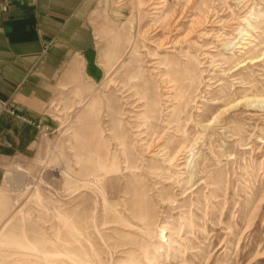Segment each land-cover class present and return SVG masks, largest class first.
Segmentation results:
<instances>
[{"label":"rangeland","instance_id":"1","mask_svg":"<svg viewBox=\"0 0 264 264\" xmlns=\"http://www.w3.org/2000/svg\"><path fill=\"white\" fill-rule=\"evenodd\" d=\"M164 2L93 7L105 77L64 89L33 156L0 170V264H24L25 237L26 264H70L72 244L91 264H264V0ZM242 29L249 50H224Z\"/></svg>","mask_w":264,"mask_h":264},{"label":"crops","instance_id":"2","mask_svg":"<svg viewBox=\"0 0 264 264\" xmlns=\"http://www.w3.org/2000/svg\"><path fill=\"white\" fill-rule=\"evenodd\" d=\"M98 1L0 0V100H11L31 122L0 118V170L33 156L42 130H52L49 110L64 89L80 78L104 79L90 19Z\"/></svg>","mask_w":264,"mask_h":264},{"label":"bare ground","instance_id":"3","mask_svg":"<svg viewBox=\"0 0 264 264\" xmlns=\"http://www.w3.org/2000/svg\"><path fill=\"white\" fill-rule=\"evenodd\" d=\"M177 1L178 0H165V2L163 3V7L164 8H168V7H170V6H172V5H174V4H176L177 3ZM264 5V4H263ZM162 8V7H161ZM259 11H261V9H259ZM253 15H254V12H252L249 16L250 17H253ZM248 16V17H249ZM256 16L257 17H259L258 19H260V18H262V23H264V13L263 14H256ZM250 17H249V19H250ZM252 19V18H251ZM258 19H255V21L256 20H258ZM242 21H244L245 23H247V26H248V28L251 30V29H255V27L253 26V24H251L250 22H249V20H248V18H244ZM259 21V20H258ZM257 21V22H258ZM260 29V28H259ZM255 34V33H254ZM240 35H241V39H240V41H238V43H236V41H230V42H228V43H226V42H224L223 44H222V46H223V48H225L224 50H226L227 52L228 51H231L232 53H234L235 51L237 52L238 50H243V51H246V50H249V48L250 47H248V46H250L252 43H253V41L255 40V38L251 35V33L249 32V31H247V30H244V29H242L241 31H240ZM202 36H207V34H203ZM260 38V37H259ZM258 38V39H259ZM223 40V39H222ZM263 41V40H262ZM256 43V42H255ZM255 46V45H254ZM252 47H253V45H252ZM255 48V47H254ZM252 49V48H251ZM254 50V49H253ZM231 53V54H232ZM243 53V52H242ZM245 55H246V53H245ZM206 58H209V59H212V57L210 56V54H205L204 55ZM221 56V55H220ZM225 56H226V54H225ZM227 56H229V55H227ZM190 57H192V56H190ZM189 57V58H190ZM223 57V56H222ZM221 57V58H222ZM262 56H258V57H255V58H249V60L248 61H250L249 63H252V64H257V63H259V62H261V60H260V58H261ZM239 58V57H238ZM196 60V59H195ZM230 60V59H229ZM228 60V61H229ZM193 61V60H192ZM225 61V60H224ZM223 61V62H224ZM232 61V60H231ZM195 62V61H194ZM227 62V61H226ZM193 63V62H192ZM229 63V62H228ZM227 63V64H228ZM197 64H198V62H197ZM241 64V63H240ZM165 65H167V63L165 64ZM188 71V70H187ZM190 72V71H189ZM187 73V72H186ZM185 73V74H186ZM192 72H190V74H191ZM162 77H166V78H164V80L163 81H167V83L168 84H173L174 83V79L173 80H169L168 78H167V75L165 74V75H163ZM162 81V82H163ZM168 84H166V85H168ZM168 86H170V85H168ZM172 86V85H171ZM170 86V87H171ZM174 87V86H173ZM185 89H186V87H185ZM171 91H173L172 90V88L170 89ZM188 90V89H187ZM189 90H190V88H189ZM184 91V90H183ZM189 92V91H188ZM166 98V97H165ZM168 98H170V97H168ZM173 99V98H172ZM183 99H185V98H183ZM166 100V99H165ZM177 100V99H176ZM246 102H248V101H246ZM249 103V102H248ZM256 104H258V105H256ZM262 105V107L261 108H264V98H261L260 100H258V101H256V100H251L250 101V106L251 107H256V108H259L260 106ZM94 107H95V104H92L91 106H89V108H88V110L84 113V115H83V117L82 118H86V117H88L91 113H92V111L94 110ZM260 108V109H261ZM214 120V119H213ZM217 120V119H216ZM213 122L214 121H212L211 123H209V125H211V124H213ZM102 149V146H100V150ZM104 149H106V147H104ZM118 156V155H117ZM112 158V157H111ZM97 159H98V164H99V167H100V170H102L103 172H104V174L106 175V176H110L111 174L113 175V174H116V175H118L120 172H121V169H120V167H119V163H118V161H117V159H116V156L114 157L113 156V158L112 159H110L109 157H108V155L107 154H105V153H100V151H99V153L97 154ZM169 159V162L170 163H172L173 161H174V158H168ZM168 161V160H167ZM122 173V172H121ZM123 174V173H122ZM8 176H11V174H8ZM92 178H93V176H92ZM84 187H86V186H89V183L88 182H85V184L83 185ZM95 188V187H94ZM82 189H84V188H82ZM143 212V211H142ZM146 214V213H145ZM121 216V215H120ZM122 217V216H121ZM122 221L123 222H125L126 224L125 225H123V226H125V227H127V228H135V227H137V226H134L131 222H126V220L124 219V218H122ZM140 222V221H139ZM143 224V223H142ZM77 226V225H76ZM76 226L74 225L73 226V232L74 233H77V234H79V230L76 228ZM140 230H141V233L142 234H144V235H146V237L147 236H150L151 234H150V230L151 229H149V227L146 225V223H145V225H143L142 227L140 226ZM164 234V233H163ZM85 238V237H84ZM87 239V238H86ZM85 239V240H86ZM164 239L165 240H163V244L164 243H168L169 244V242L171 241L170 239H169V237L166 235V236H164ZM80 240H78V242H79ZM162 243H160V244H158V245H156L155 246V252L157 253L154 257H162V256H164V254H165V250H164V246L162 245ZM77 244H80L81 245V247H82V250L85 248H83V245H82V243H77ZM171 244V243H170ZM75 247V245L74 244H72L71 245V248L70 249H72V250H70L71 252H70V254H69V261H70V264H91V262H89V261H87V260H85V259H83V258H81L79 255H77V254H75V252H74V250L76 249V248H74ZM21 248L24 250L23 251V261H24V264H26V262H28V257L30 256L29 254V252H31V253H35V252H38L39 253V249L36 247V245L34 244V243H32L31 241H29L28 239H27V237H25L24 238V243H23V245L21 246ZM87 256V255H86ZM89 256V255H88ZM42 257V256H41ZM47 259H48V257H47V255L46 254H44L43 255V260H45V263L44 264H53L52 262L50 263L49 261H47ZM153 260V259H152ZM93 263V262H92ZM97 264V263H96ZM136 264V263H135ZM150 264V263H149Z\"/></svg>","mask_w":264,"mask_h":264},{"label":"built area","instance_id":"4","mask_svg":"<svg viewBox=\"0 0 264 264\" xmlns=\"http://www.w3.org/2000/svg\"><path fill=\"white\" fill-rule=\"evenodd\" d=\"M3 115H10L20 121L31 123L25 116L19 114L16 111V109L12 105L11 100H0V118ZM38 129L41 130V126H38Z\"/></svg>","mask_w":264,"mask_h":264}]
</instances>
